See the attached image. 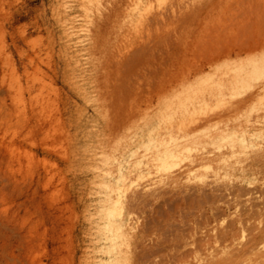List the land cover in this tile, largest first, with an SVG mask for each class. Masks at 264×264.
Instances as JSON below:
<instances>
[{
  "label": "rangeland",
  "instance_id": "rangeland-1",
  "mask_svg": "<svg viewBox=\"0 0 264 264\" xmlns=\"http://www.w3.org/2000/svg\"><path fill=\"white\" fill-rule=\"evenodd\" d=\"M0 264H264V0H0Z\"/></svg>",
  "mask_w": 264,
  "mask_h": 264
},
{
  "label": "bare ground",
  "instance_id": "bare-ground-1",
  "mask_svg": "<svg viewBox=\"0 0 264 264\" xmlns=\"http://www.w3.org/2000/svg\"><path fill=\"white\" fill-rule=\"evenodd\" d=\"M261 17H262V16H261ZM254 22H255V21H254ZM259 24H260V23H259ZM253 25H254V24H253ZM248 28H249V27H248ZM248 28H247V29H248ZM250 28H251V27H250ZM250 28H249V29H250ZM250 30H251V29H250ZM260 31H261V30H260ZM248 32H249V31H248ZM258 33H259V32H258ZM260 33H261V32H260ZM248 38H249V37H248ZM256 44H257V43H256ZM248 45H249V44H248ZM245 46H246V45H245ZM245 46H244V47H245ZM244 49H245V48H244ZM241 51H242V49H241ZM243 52H244V51H243ZM237 53H238V52H237ZM237 53H236V54H237ZM239 53H240V52H239ZM223 54H224V53H223ZM220 55H222V54L220 53ZM230 56H231V55H230ZM230 56H229V57H230ZM144 57H145V56H144ZM173 83H174V80H170L169 83H168V85H163L164 87H161V88H159V89L162 90V89H164V88H167L168 86L172 85ZM159 89H158V90H159ZM160 90H159V91H160ZM157 93H158V91H157Z\"/></svg>",
  "mask_w": 264,
  "mask_h": 264
}]
</instances>
